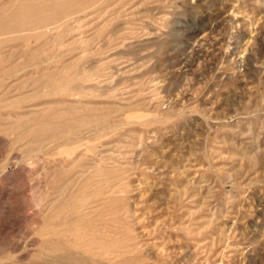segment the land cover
Segmentation results:
<instances>
[{
    "label": "rangeland",
    "instance_id": "rangeland-1",
    "mask_svg": "<svg viewBox=\"0 0 264 264\" xmlns=\"http://www.w3.org/2000/svg\"><path fill=\"white\" fill-rule=\"evenodd\" d=\"M0 264H264V0H0Z\"/></svg>",
    "mask_w": 264,
    "mask_h": 264
}]
</instances>
